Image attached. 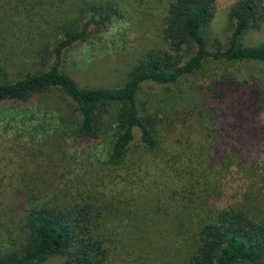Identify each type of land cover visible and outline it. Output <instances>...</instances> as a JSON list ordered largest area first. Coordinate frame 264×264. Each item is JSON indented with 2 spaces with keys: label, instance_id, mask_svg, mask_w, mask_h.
<instances>
[{
  "label": "rangeland",
  "instance_id": "obj_1",
  "mask_svg": "<svg viewBox=\"0 0 264 264\" xmlns=\"http://www.w3.org/2000/svg\"><path fill=\"white\" fill-rule=\"evenodd\" d=\"M57 1L63 12L86 20L72 0ZM114 1L124 17L65 51L63 71L82 88L123 87L139 59L169 48L162 29L170 0ZM236 1L217 0V15L205 28L209 51L228 47L227 12ZM15 4L0 0V34H7V40L0 37L5 44L0 43V58L7 60L12 79L35 68V36ZM243 43H264V24L246 33ZM194 52L195 47L192 54L186 52L185 61ZM262 73L264 64L211 61L178 85L143 83L138 101L142 114L153 118L156 146L145 145L136 129L118 164L110 161L113 120L104 118L96 139L71 138L65 132H72L70 121L81 116L60 91L2 104L0 256L26 248L27 216L45 205L99 210L95 235L108 250L105 264H186L200 228L215 221L220 210L242 206L264 217ZM237 84L246 92L233 90ZM61 120L68 121L66 128ZM37 264L68 263L54 254Z\"/></svg>",
  "mask_w": 264,
  "mask_h": 264
},
{
  "label": "trees",
  "instance_id": "obj_2",
  "mask_svg": "<svg viewBox=\"0 0 264 264\" xmlns=\"http://www.w3.org/2000/svg\"><path fill=\"white\" fill-rule=\"evenodd\" d=\"M13 1L35 36V68L12 79L7 60L0 58V106L8 102H27L33 96L52 90L60 91L75 103L81 116L79 121H70L75 128L65 134L71 138L96 139L104 118L113 120L110 161L114 164L123 159L134 141L136 129L145 145L156 146L153 118L142 114L138 101L143 83L178 85L184 77L197 73L211 61L264 64V43L259 46L243 43L246 33L263 27V0H237L229 7L227 22L232 31L229 45L215 52L207 48L205 28L217 15V0H170L162 29L168 50L155 49L139 59L128 72L123 87L82 88L63 71L65 51L95 37L112 21L123 18L120 4L114 0H72L78 12L87 15L86 20L81 21L63 12L57 0ZM5 36L0 34L7 40ZM3 39L0 43L5 45ZM194 47L192 57L185 61L184 54H192ZM19 49L16 45V51ZM258 78L264 84V74H258ZM233 90L246 92L239 84ZM111 107L115 111L109 114ZM195 109L200 118H205L202 109ZM60 122L64 128L68 125V121ZM95 211L98 212L81 204L45 205L31 210L25 226L30 235L28 245L21 253L0 256V264H37L54 254L64 255L68 264H105L108 250L104 240L95 235L102 216L99 210ZM239 263L264 264V217L254 216L242 206H231L220 210L215 221L202 225L197 247L186 264Z\"/></svg>",
  "mask_w": 264,
  "mask_h": 264
}]
</instances>
